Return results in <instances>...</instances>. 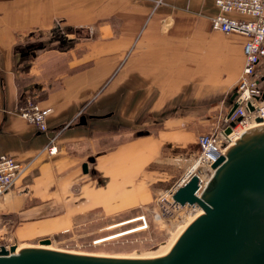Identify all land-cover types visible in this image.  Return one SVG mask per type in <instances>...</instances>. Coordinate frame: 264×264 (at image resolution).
Segmentation results:
<instances>
[{
    "label": "crops",
    "instance_id": "obj_1",
    "mask_svg": "<svg viewBox=\"0 0 264 264\" xmlns=\"http://www.w3.org/2000/svg\"><path fill=\"white\" fill-rule=\"evenodd\" d=\"M217 13L214 0H0V155L26 165L0 196V215L15 233L32 232L51 214L59 219L65 206L97 202L99 177L116 192L124 174L152 171L164 145L190 136L182 127L199 126L182 112L199 113L217 96H229L224 104L231 105L246 38L211 29ZM56 29L70 33L71 45L21 49ZM46 76L58 84L45 86ZM28 95L52 108L47 132L17 114ZM140 117L139 126L160 118L163 129L156 136L110 133ZM52 137L57 152L48 155Z\"/></svg>",
    "mask_w": 264,
    "mask_h": 264
},
{
    "label": "rangeland",
    "instance_id": "obj_2",
    "mask_svg": "<svg viewBox=\"0 0 264 264\" xmlns=\"http://www.w3.org/2000/svg\"><path fill=\"white\" fill-rule=\"evenodd\" d=\"M70 36V33H66L64 29L37 34L32 39L24 41L28 42L21 49L31 54L34 53L32 50L38 52L40 49L53 47L63 49L71 45ZM30 43L33 44L32 47H29ZM260 67L264 68V59ZM48 77L46 76L45 86L51 87L58 84V80ZM231 90L233 93L234 85ZM228 97L227 95L217 96L214 106L205 104L201 107L204 108L203 111L199 113L182 112L191 120H196L199 126L182 127L181 129L190 133V136H186L184 142L164 145L161 161L152 163V171H146L144 176L135 175L134 178L132 176L128 178L129 181L125 176L127 174H124V177L120 179L121 183L117 185L119 191L113 192L107 189L111 188V185L109 187L107 185V178L99 177L100 183L94 186L103 189V192L99 195L97 202L89 199L81 206L73 204L58 209L60 215L58 214L57 218L59 219H53L57 215L51 214L27 234L15 233L11 228L14 223L0 215V245L6 248L11 245H17L19 248L38 246L41 239L47 238L50 240L51 248L55 249L125 257L142 256L165 245L169 241L174 226L180 225L181 220L185 219V216L182 218V208L173 211L168 206L166 199H169V190L185 173H189L190 168L195 164L194 154L198 149V135L214 132L222 127L221 121L227 109L224 102L227 103ZM159 119H157L159 122L142 127L138 125L143 123V117H140L135 120L134 126L119 124L110 133L130 132L142 135L147 132L156 136L163 129L162 120ZM167 128L168 130L176 129V127ZM94 174L91 173V175ZM123 180L126 183H123ZM127 188L133 192H128ZM143 189H150L149 197L144 196L141 192ZM84 193L86 197L87 194ZM138 196L145 201L137 203ZM99 202L101 205H96ZM184 208L188 210V207ZM140 216H145L146 224L138 220Z\"/></svg>",
    "mask_w": 264,
    "mask_h": 264
},
{
    "label": "water",
    "instance_id": "obj_3",
    "mask_svg": "<svg viewBox=\"0 0 264 264\" xmlns=\"http://www.w3.org/2000/svg\"><path fill=\"white\" fill-rule=\"evenodd\" d=\"M234 108L235 104L231 112ZM79 123L85 124V117ZM230 130L226 127L225 132ZM93 160L89 157L82 164L84 173ZM211 168L214 171L199 196L196 175L173 191L174 202L196 205L203 213L156 257L96 255L45 246L16 251L15 245L9 249L1 245L0 264H264V123L245 130ZM39 243L47 245L50 240Z\"/></svg>",
    "mask_w": 264,
    "mask_h": 264
},
{
    "label": "built area",
    "instance_id": "obj_4",
    "mask_svg": "<svg viewBox=\"0 0 264 264\" xmlns=\"http://www.w3.org/2000/svg\"><path fill=\"white\" fill-rule=\"evenodd\" d=\"M214 3L218 13L210 17L211 29L225 34L238 33L246 40L243 44L244 62L233 92L235 96L224 113L222 127L214 132L202 133L197 138L198 149L194 154V161L198 163L201 173V177L197 175L198 188L195 194L198 196L214 171L211 165L224 155V151L233 145L235 139L245 130L264 121V68L260 67L264 59V0H214ZM233 104L235 108L231 112ZM51 112V107L42 106L32 95L26 96L17 109V114L35 126L40 133L47 132V119ZM256 118H261L262 121L256 122ZM231 122H234L233 126H230ZM226 127H230V133L225 132ZM44 151L48 155L57 152L55 137L49 139ZM25 168L26 165L19 163L12 156L0 155V196L11 189ZM185 174L169 190L170 197L178 185L188 181ZM166 202L173 211L184 207L193 210L197 207L189 204L180 205L173 199H166ZM138 218L146 224L145 216Z\"/></svg>",
    "mask_w": 264,
    "mask_h": 264
},
{
    "label": "bare ground",
    "instance_id": "obj_5",
    "mask_svg": "<svg viewBox=\"0 0 264 264\" xmlns=\"http://www.w3.org/2000/svg\"><path fill=\"white\" fill-rule=\"evenodd\" d=\"M264 123V121H263ZM255 125H260V124H255ZM200 169L198 168V163L195 162V164L190 168V172L187 173L185 175V178L186 179H190L192 176L194 175H198L200 176ZM201 177V176H200ZM169 199H172V197L169 196ZM186 208H182L181 211H182V215L184 218L185 216V219L182 221L181 220V224L180 225H176L174 226V230L171 232V235H170V238H169V241L165 244V245H161L157 250L153 251V252H149V253H145L144 255L142 256H137V257H156L158 256L159 254H161L167 247L168 245L170 244V242L172 241V239L175 237V235L181 230L183 229L186 225H188L193 219H195L197 216H199L200 214L203 213V210L199 207H196L195 209H193V211H191L190 209L188 210H185ZM1 246V245H0ZM16 246V251H18V249H20L17 245ZM38 246H45V247H49L51 248V244H47V245H41L40 243L38 244ZM6 249H9L8 247Z\"/></svg>",
    "mask_w": 264,
    "mask_h": 264
}]
</instances>
